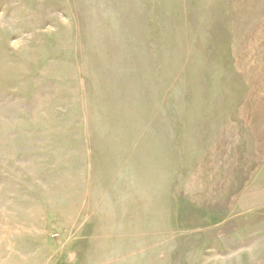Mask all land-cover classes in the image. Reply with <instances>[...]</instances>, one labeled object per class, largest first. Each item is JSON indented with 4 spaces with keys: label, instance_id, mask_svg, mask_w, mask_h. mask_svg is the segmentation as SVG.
<instances>
[{
    "label": "rangeland",
    "instance_id": "obj_1",
    "mask_svg": "<svg viewBox=\"0 0 264 264\" xmlns=\"http://www.w3.org/2000/svg\"><path fill=\"white\" fill-rule=\"evenodd\" d=\"M0 264H264V0H0Z\"/></svg>",
    "mask_w": 264,
    "mask_h": 264
}]
</instances>
